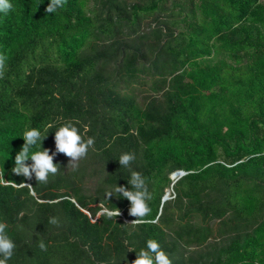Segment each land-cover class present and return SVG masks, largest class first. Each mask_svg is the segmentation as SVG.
Here are the masks:
<instances>
[{
    "label": "trees",
    "instance_id": "trees-1",
    "mask_svg": "<svg viewBox=\"0 0 264 264\" xmlns=\"http://www.w3.org/2000/svg\"><path fill=\"white\" fill-rule=\"evenodd\" d=\"M10 2L0 174L32 189L0 185L7 264H132L148 239L172 264H264V0H67L55 13L50 0ZM68 121L95 139L77 169L56 153L47 184L12 173L26 130L52 155ZM125 152L154 224L125 221ZM100 203L122 216L97 218Z\"/></svg>",
    "mask_w": 264,
    "mask_h": 264
},
{
    "label": "clouds",
    "instance_id": "clouds-1",
    "mask_svg": "<svg viewBox=\"0 0 264 264\" xmlns=\"http://www.w3.org/2000/svg\"><path fill=\"white\" fill-rule=\"evenodd\" d=\"M67 0H50V3L46 7L47 13H55L58 9L65 7ZM14 10V5L10 0H0V14L7 15L10 11ZM8 57L5 54H0V78H3L4 71L7 66ZM49 128L52 125H48ZM87 131V126H85ZM24 144L21 150L15 155L14 167L11 169L12 173L17 176H23L26 180H31L33 176L37 183L47 184L49 175L55 176L59 172V166L53 163V159L56 153L64 154L70 158L68 166L73 170L79 166V161L86 158L88 150L94 147V137H89L84 140L79 129L68 121L61 125L54 135L55 141V153L49 154L48 149H42V137L41 132L36 128L26 130L23 134ZM135 160L134 153L125 152L119 157V164L121 167L127 168L130 173L128 184L131 186V190L125 187L116 186L114 191L123 196L130 202L129 215L135 217L130 224L143 225L154 224L156 219H149L151 208L148 201L151 200V193L148 190L146 178L142 173L135 171L131 168V163ZM31 161V163H27ZM0 185L12 186V187H29L31 185L25 183L16 184L13 181L5 180L3 174H0ZM34 190V189H33ZM112 192L106 194L107 197H111ZM99 211L96 213L97 217L104 216L108 219L121 215L119 209H110L105 206L104 203L99 204ZM50 224L57 225L56 218L49 220ZM6 223L0 222V264H7L8 260L14 255L16 248L13 240L6 233ZM39 248L46 251V246L43 240L39 242ZM132 264H172L168 254L162 250L160 244L154 239H148L145 242V247L140 249L136 253V259Z\"/></svg>",
    "mask_w": 264,
    "mask_h": 264
},
{
    "label": "water",
    "instance_id": "water-1",
    "mask_svg": "<svg viewBox=\"0 0 264 264\" xmlns=\"http://www.w3.org/2000/svg\"><path fill=\"white\" fill-rule=\"evenodd\" d=\"M187 174V172H185V171H176V172H174L172 175H171V179L173 180V183H172V186H174L175 184H176V182L181 178V177H183V176H185ZM27 185H30V184H27ZM169 192L170 191H167L166 192V195L164 196V198H163V202H166V201H168L169 199H170V197H169ZM32 194L33 195H35V193H34V191L32 190ZM74 201V200H73ZM75 202V201H74ZM85 213H87V214H89L87 211H85V210H83ZM120 216H122V214L120 215ZM125 221L126 222H129V223H131L132 221H127L126 219H125Z\"/></svg>",
    "mask_w": 264,
    "mask_h": 264
},
{
    "label": "rangeland",
    "instance_id": "rangeland-1",
    "mask_svg": "<svg viewBox=\"0 0 264 264\" xmlns=\"http://www.w3.org/2000/svg\"><path fill=\"white\" fill-rule=\"evenodd\" d=\"M138 96H139V101L141 103H143L144 102V99L143 98L147 97V93L142 91V92H139L138 93ZM167 191H170L169 192V197H170L169 200H171L173 198V195H174V190L173 189H168ZM93 221H95V220H93Z\"/></svg>",
    "mask_w": 264,
    "mask_h": 264
}]
</instances>
